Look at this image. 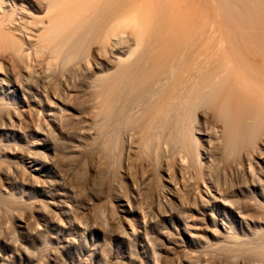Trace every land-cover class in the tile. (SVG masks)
<instances>
[{
  "label": "rangeland",
  "instance_id": "rangeland-1",
  "mask_svg": "<svg viewBox=\"0 0 264 264\" xmlns=\"http://www.w3.org/2000/svg\"><path fill=\"white\" fill-rule=\"evenodd\" d=\"M24 13L0 0L6 25ZM30 63L0 50V264H264V167L235 173L237 155L199 142L182 180L142 150L129 168L84 127L85 79L47 53Z\"/></svg>",
  "mask_w": 264,
  "mask_h": 264
},
{
  "label": "bare ground",
  "instance_id": "bare-ground-1",
  "mask_svg": "<svg viewBox=\"0 0 264 264\" xmlns=\"http://www.w3.org/2000/svg\"><path fill=\"white\" fill-rule=\"evenodd\" d=\"M28 1L37 14L0 17V50L28 67L47 53L84 78V127L106 156L130 168L150 152L181 179L200 142L237 155L235 173L264 167V0Z\"/></svg>",
  "mask_w": 264,
  "mask_h": 264
}]
</instances>
